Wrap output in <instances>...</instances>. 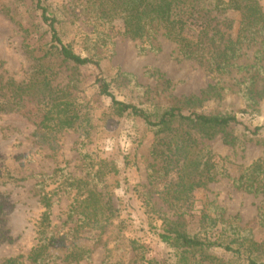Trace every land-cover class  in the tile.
I'll return each instance as SVG.
<instances>
[{"label": "rangeland", "instance_id": "rangeland-1", "mask_svg": "<svg viewBox=\"0 0 264 264\" xmlns=\"http://www.w3.org/2000/svg\"><path fill=\"white\" fill-rule=\"evenodd\" d=\"M44 1L60 15L57 27L64 42L78 54L98 60L101 69L55 58L53 84L68 88L76 99L81 116L76 128L40 130L42 112L28 99L22 110H0V264H8L9 259L20 264H147L150 259L173 264L176 251L156 232L170 219L182 230L197 233L203 214L217 218L220 226L237 223L263 242L264 181L247 190L233 178L264 160V73L260 70L264 34L244 46L237 60L240 67L223 72L185 58L180 46L162 35L157 50L141 51L140 42L124 33L122 21L100 17L92 0ZM70 4L73 15H64V7ZM260 4L264 11V0ZM227 18L234 23L235 38L240 14L231 12ZM50 41L49 27L33 0H0L4 81L7 77L18 83L28 80L35 62L24 44L41 56ZM99 73L119 100L151 113L179 107L185 114H234L250 128L263 130L254 135L232 126L212 138L198 136V160L191 173L183 159L168 157L163 144L169 143L170 132L147 129L131 116H115L111 98L102 95L95 83ZM208 158L211 168L215 164L219 172L214 180L202 171ZM111 167L117 172H109ZM55 170L62 171L49 179ZM68 177L82 181V191L70 188ZM42 178H47L48 190L58 192L53 198L49 255L45 262L34 263L30 255L40 243L37 230L44 212L38 185ZM94 189L101 192L106 212L100 215V223L85 225L74 210L79 204L76 198L84 200ZM133 240L137 251L131 247ZM71 253L76 255L69 257ZM214 255L243 264L222 249Z\"/></svg>", "mask_w": 264, "mask_h": 264}, {"label": "trees", "instance_id": "trees-1", "mask_svg": "<svg viewBox=\"0 0 264 264\" xmlns=\"http://www.w3.org/2000/svg\"><path fill=\"white\" fill-rule=\"evenodd\" d=\"M42 13L43 22L51 32L50 47L41 56L34 54L31 45L25 43L24 48L34 60L33 70L28 80L16 82L11 77L4 81L0 75V110H22L26 99L34 101L42 112L38 128L44 132H59L77 127L81 116L78 113L76 99L66 87L53 84L56 76L55 58L62 62H72L78 66L92 65L101 69L100 62L89 56L78 54L69 43H65L57 27L59 16L51 12L44 0H33ZM100 17L109 21L121 20L124 33L133 40L140 42L141 51L157 50L156 42L159 36L176 42L185 58L205 62L210 68L228 72L237 66V60L243 56L244 46L264 34V11L260 0H92ZM71 4L64 7V15H73ZM231 12L240 14L239 29L234 38L231 34L233 21L227 16ZM61 13V16L63 15ZM225 16V17H223ZM223 17V20L220 18ZM224 27L226 29H224ZM264 39V38H263ZM264 41V40H263ZM264 47V43H261ZM262 47V48H263ZM260 53V51H258ZM3 62L0 60V67ZM264 73V64L260 65ZM95 83L102 95L112 100V112L115 116H131L147 129L158 130L160 133L170 132L166 142L168 157L183 159L190 168L197 163L198 136L212 138L218 132L232 126H239L258 135L262 126L253 129L246 125L234 114H202L192 112L183 113L179 107L157 110L155 113L132 103L119 100L111 90L110 82L99 73ZM253 92L254 82L248 84ZM247 86V89H248ZM264 93V90L261 91ZM174 126H178L173 130ZM186 129V130H179ZM196 132L195 135L192 131ZM160 150V149H159ZM164 152V149L160 152ZM201 151V150H200ZM158 152V151H157ZM208 158L204 162L205 177L214 180L219 172L217 165H210ZM202 165V164H201ZM200 165H198L199 167ZM197 169H200L198 168ZM55 170L49 179L58 175ZM117 172L111 167L109 172ZM202 172V173H203ZM108 173V171H105ZM63 175V173H61ZM223 175V173H222ZM226 176H229L226 173ZM47 177V178H48ZM47 178H42L38 185L41 187L40 202L44 212L38 224L37 233L39 244L30 255L34 263H43L47 259L46 251L51 242L50 226L54 196L58 190H48ZM69 179V177L67 178ZM235 184L247 190H253L264 181V160L259 159L247 167L239 177L233 178ZM263 180V181H260ZM69 187L82 191V181L70 178ZM202 183V182H200ZM81 186V188H80ZM259 188V187H258ZM61 189V188H60ZM100 191L93 190L80 200L75 212L80 213V220L85 225L100 223V215L106 212L105 205L100 199ZM89 197V199H88ZM95 197V198H94ZM159 211V210H158ZM215 219V222L213 223ZM219 225L217 218L203 214L200 219L201 229L194 234L179 228L175 221L165 219V226L156 233L160 240L176 251L173 264H231L214 255V251L222 249L230 253L243 264H264V241L258 242L254 236L237 223ZM121 226L124 223L120 224ZM120 244V242H119ZM132 249H138L137 241H132ZM76 253L69 254V257ZM83 257V255H81ZM80 256V257H81ZM8 264H20L18 259H9ZM158 259L147 260V264H163ZM117 264V263H116Z\"/></svg>", "mask_w": 264, "mask_h": 264}]
</instances>
